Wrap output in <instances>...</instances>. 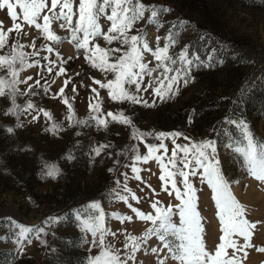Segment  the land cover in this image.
<instances>
[{"label":"rangeland","instance_id":"obj_1","mask_svg":"<svg viewBox=\"0 0 264 264\" xmlns=\"http://www.w3.org/2000/svg\"><path fill=\"white\" fill-rule=\"evenodd\" d=\"M144 2L171 11L160 15L162 27L148 24L146 20L140 21L129 35L146 33L150 47L155 48L157 37H160V46L163 47L168 43L165 37L172 32L178 37L170 50L172 54L178 57L181 51L187 49L193 60L197 56L200 58L191 70L194 81L187 87L181 84L179 94L161 101L153 94V88L139 93L148 105L155 100V106L111 100L108 90L99 88L94 80L106 82L113 79L114 74L92 67L85 58L84 50H77L69 42L57 46L67 62L61 65L57 60L53 72L49 73L48 61L44 57L56 59V56L55 52L44 51L43 46L51 42L25 25L27 37L18 39L25 45L24 51L40 52L38 56L31 57V60L39 61V66L20 73L21 80L29 76L33 80L27 85H18L19 93L15 96V103L19 106L17 115L5 114L13 106L11 96L0 97V238L7 237L0 239V264H89L100 249L92 246L91 233L82 230L75 214L81 212L86 217V206L92 201H99L104 208L106 227L116 232V236L107 237V241L121 249L123 255L125 235H141L152 225L138 220L123 201L115 198V192L128 195V202L144 212H154L151 203L157 199L165 207L179 203L174 194L170 196L163 191L157 162L150 160L138 165L142 169L141 180L134 179L135 174L127 166L134 161L133 150L146 154L147 144L161 142L156 138V134L161 132L182 133L176 138V143L181 145L204 140L215 142L217 158L233 193L246 206L248 219L261 222L254 230V247L248 249V257L243 264H264V252L257 251L264 246V183L248 175L242 154L235 151L246 143L239 126L241 121L247 122L256 140L264 141V113L243 110L246 99L264 100V0ZM0 20L5 31L12 27L7 10H0ZM100 22L106 30L109 22L103 18ZM53 29L61 36L68 35L55 24ZM12 35L15 36V33ZM33 41L36 49L28 47ZM14 42L10 37V44ZM97 42L106 48L126 47L119 42L109 45L101 38ZM9 51L10 47H6L0 54ZM145 61H152L150 66L156 63L150 53H145ZM61 66L67 70L64 75L58 74ZM5 75L4 71H0V77ZM37 79L39 85L35 84ZM66 79L69 83L64 95L75 111L72 121L67 119L68 108L58 95ZM144 83L154 84V81L146 76ZM93 88L99 91L102 100L101 115L123 113L132 124L125 125L108 117L106 128L97 126L92 119L95 114L89 107L95 102ZM29 102L36 109L25 111ZM38 109L49 111L53 119H46ZM34 115L40 118L34 120ZM53 123L60 124L61 129L50 131ZM9 127L14 129L12 133L7 131ZM137 129L151 134L145 136L146 143L133 139V132ZM163 143L168 146L170 156L174 147L172 139ZM100 145L108 147L96 156L93 149ZM51 164L61 169L56 179L45 175V166ZM123 173L128 174L127 180ZM180 179L177 177V183L182 188ZM189 179L197 189L198 209L205 223L206 246L214 250L222 233L215 216L217 209L212 191L202 179V170ZM125 183L141 198L139 204L131 200L129 193L123 192ZM113 212L131 215L133 221L121 224L108 215ZM174 212L177 215L173 220L177 221L178 209L174 208ZM16 224L44 229L40 239L32 235V243H25L22 253L15 243ZM157 243V238L152 237L137 253V261H130L129 264H158L155 254L148 251L149 246H156ZM166 256L165 249L159 258ZM241 256L243 259V254ZM167 264L178 262L168 258Z\"/></svg>","mask_w":264,"mask_h":264},{"label":"snow or ice","instance_id":"obj_2","mask_svg":"<svg viewBox=\"0 0 264 264\" xmlns=\"http://www.w3.org/2000/svg\"><path fill=\"white\" fill-rule=\"evenodd\" d=\"M17 9H20L19 13ZM0 10H7L13 22L12 27L5 31L3 21L0 20V52L10 47L7 54H0V71L6 73L5 76L0 77V97L11 96L13 105L5 114L17 115L19 106L15 103V96L19 93L18 85L22 83L27 85L28 81L33 80L31 76L21 80L20 73L39 66V61H33L31 57L38 56L40 52L38 50L31 53L24 51L25 45L18 39L27 37L25 25L34 28L46 41L51 42L43 46L44 51L50 54L55 52L56 56V59L44 57L48 61L47 71L49 73L53 72V65L57 63V60L61 65L67 62L61 56L57 46L69 42L77 50H84L85 58L92 67L114 74V78L106 82L94 80L99 88L108 90L109 97L113 101L127 100L134 104L144 103L145 106H155V100L148 105L139 93L153 88V94L164 101L179 94L181 84L187 87L190 82L194 81L191 70L200 58L197 56L193 60L187 49L181 51L178 57L172 54L170 50L178 39L174 33H168L165 37L168 43L163 47L160 46V37H157L155 48L150 47L146 33L129 35L140 21L146 20L148 24L162 27L159 23L160 15L163 12H170L169 8L149 5L144 0H78V2L77 0H0ZM102 18L109 22L106 30L100 22ZM54 24L66 31L68 35L57 34L53 29ZM13 33L15 36L12 35ZM10 37L15 41L14 43L10 44ZM98 38L103 39L109 45L119 42L126 47H102L97 42ZM28 47L36 49L37 45L33 41ZM145 53L151 54L156 62L154 66H150L152 61H145ZM66 71L62 66L58 68L59 75H64ZM146 76L151 77L154 84L145 85ZM68 83L66 79L58 90V95L63 98V103L68 108L67 119L72 121L75 119V111L69 98L64 95V89ZM35 84H40L39 79L35 81ZM92 91L96 93L95 102L90 103L89 107L95 114L92 119L96 121L97 126L106 128L109 123L108 117L112 121L125 125L132 124L131 119L123 113L107 112L106 115H101L102 100L99 98V91L96 88ZM33 109H36V106L29 102L24 110ZM38 111L42 112L46 119H53L49 111L44 109H38ZM39 118L37 115L33 116L34 120ZM230 122L236 123V121ZM77 123H84V121H77ZM239 126L246 143L243 147H237L235 151L242 154L248 175L264 183V141L255 139L247 122L241 121ZM61 127L60 124L53 123L50 131L55 132ZM7 131L12 133L14 129L9 127ZM146 135L151 134L140 132L137 129L133 132V139L145 142ZM181 135L180 132H161L156 134V138L161 142L155 145L147 144L146 154L141 155L137 149L133 150L135 152L134 161L127 165L135 174L133 178L142 179L140 176L142 169L138 166L140 163L154 160L161 170L159 180L163 182V191L170 196L174 194L179 203L165 207L157 199L151 203L154 212H144L128 202V195L115 192V198L123 201L138 220L145 223L150 222L152 225L141 235L131 233L125 235L123 255L121 249L107 241V237L116 236V232L106 227V213L99 201H92L86 206L88 213L86 217L81 212L75 214L82 230L91 233L92 246L100 249L99 254L89 260V264H129L130 261H137V253L141 252L152 237H156L158 243L156 246H149L148 251L155 254L158 264H167L168 258L178 264H243V260L247 259L248 249L254 247V230L261 222H252L248 219L246 206L233 193L232 186L225 178L220 160L217 158L215 142L204 140L191 144H177L176 138ZM169 138L174 144L170 156L168 146L163 143ZM184 139L189 138L184 137ZM107 147L108 145H100L93 151L96 156H99ZM68 158L71 159V156ZM45 167L47 177L56 179L60 175L61 169L57 165L51 164ZM200 170H202L203 181L212 191V199L217 209L215 216L222 233L214 250H209L206 246L205 223L198 209L197 189L189 179L190 176L200 174ZM123 175L127 180L128 174L123 173ZM177 177L181 178L182 188L178 187ZM117 184H120V181H117ZM123 192L129 193L131 200L137 204L141 202V198L128 188L127 183L123 186ZM153 192H155L154 189ZM174 208L178 209L177 221L173 220V217L177 215ZM108 215L119 220L121 224L133 221V216L127 214L113 212ZM52 219L58 220V218ZM16 227L18 232L15 243L21 253L25 243H32L33 234L36 239H40V234L44 233L43 228L20 224H16ZM169 237L175 239L170 240ZM0 239H7V237ZM165 249L167 256L160 259V253ZM257 251L264 252V246L257 248ZM241 254H243V259Z\"/></svg>","mask_w":264,"mask_h":264},{"label":"trees","instance_id":"obj_3","mask_svg":"<svg viewBox=\"0 0 264 264\" xmlns=\"http://www.w3.org/2000/svg\"><path fill=\"white\" fill-rule=\"evenodd\" d=\"M250 106V107H248ZM243 110L247 111H255V112H262L264 113V100L262 101H251L246 99L243 104ZM247 118V116H246Z\"/></svg>","mask_w":264,"mask_h":264}]
</instances>
